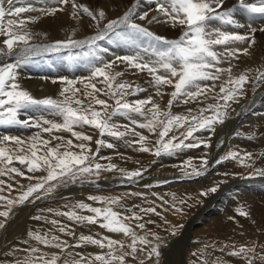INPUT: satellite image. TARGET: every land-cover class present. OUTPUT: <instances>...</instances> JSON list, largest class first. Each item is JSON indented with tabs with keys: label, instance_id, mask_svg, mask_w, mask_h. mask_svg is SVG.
I'll use <instances>...</instances> for the list:
<instances>
[{
	"label": "snow or ice",
	"instance_id": "1",
	"mask_svg": "<svg viewBox=\"0 0 264 264\" xmlns=\"http://www.w3.org/2000/svg\"><path fill=\"white\" fill-rule=\"evenodd\" d=\"M47 2L62 7L36 8L32 0H0V36L6 37L2 42L5 47H0V57L3 58V62H0V126L36 127L43 133L49 134L64 131L70 133L79 143H74L73 139H65L63 136L53 135L50 139H44L40 133L28 141L18 136L0 137V176L10 173L25 176V173L18 168L10 167L14 161L24 165L29 173L46 172L43 176H27V179L37 182L30 184L18 198L9 199L7 196L0 195V201L6 202V210L0 211V217H4L5 220L9 218L13 206L41 199V191L47 195L60 183L83 182L84 178L89 176L99 178L101 171L117 170L115 164L103 165L95 162L99 157L100 148L114 147V144L106 142L103 138L105 136L116 139H123L126 136L138 137L126 143L129 146L138 144L137 150L140 152H152V148L148 146L150 143L148 136L136 131L137 127L147 129L149 133L157 134L158 138L154 145L156 156L174 155L177 151L198 148L201 145L210 147L206 140L194 134L200 131L214 132V125L224 123V117L230 107L229 102L235 101L239 95L244 94L245 85L250 82L249 75L242 73L233 76L230 58L239 59L240 54L247 55L249 48L256 43L255 32L257 30L264 32V27L257 29L252 26L257 19L264 21V0H237L236 5L226 10L224 0H152L158 15L152 16L151 19L148 18V12L138 13L140 0H134L128 10L115 19H109L104 9L93 10L78 3L77 0H47ZM68 5H71L73 18H80L82 13L95 22V33L83 39H74L70 36L66 40H58L44 46L31 44L33 34L28 30L27 24L35 22L38 17H23L22 14L39 11L45 16L55 15L58 11H64V6ZM237 12H243L247 16L249 31L240 34L222 30L223 25L235 28L246 27L244 23L234 18ZM137 20L147 21L148 24H169L173 28L179 27L181 34L176 39H168L137 23ZM215 23H219L221 27L214 26ZM102 41L117 47L123 46L128 49L129 54L117 55L113 60H105L103 54L109 52V49L101 46ZM244 43L248 47L242 49L230 47ZM64 49L82 50L76 56L69 55L67 59L73 62L80 60L87 62L91 74L86 82H79L83 84V90L76 86L77 81L66 80L65 86L59 93L62 99L52 97L37 99L20 88L16 82V70L22 63H26L31 56L41 55L43 52L58 53ZM10 58L13 62H7ZM225 61L229 63V67H219ZM119 64L125 65L127 69L135 70V73L146 72L150 77L148 83L156 90V95L164 94L163 86H171L174 90L170 93L167 109L162 110L159 104L154 103L152 96L129 100L128 97L146 92L147 88L119 79L125 75L123 71H113V67H118ZM257 72L258 75L255 78L257 83L264 84V71L257 70ZM222 75H226L227 78L219 84L217 92L216 81H220ZM208 81L212 83H205ZM98 83L102 86L98 87ZM209 94H213L210 98L216 103L200 108L198 114H192V109L188 110V115L171 112L176 102L203 103L204 101L200 98L207 99ZM100 95L113 100L114 104H110L108 99L99 98ZM221 101L223 103H220ZM40 109L53 113L60 118V121L43 117L20 118L22 113ZM114 117L126 118L129 123L121 125L114 120ZM84 126L99 132L101 138L95 141L97 145L95 151L90 147L92 136L75 130L77 127ZM181 129L183 131H180ZM172 132L178 134L169 136ZM166 137H168L167 140ZM53 140L58 143L53 145ZM188 140L195 142L185 143ZM10 144L15 147H10ZM239 156L238 152L231 151L221 157L217 163L237 159ZM251 159L252 154L245 153L241 163ZM203 164L206 166L207 160H204ZM188 165L191 166V161ZM119 171L124 173L128 180L142 176V171L139 169L129 172L124 169ZM193 173L202 174L195 168ZM252 175L264 177V169H257ZM4 184L5 181L0 180V185ZM7 187L11 188L12 185L9 184ZM217 187L210 188L208 192H216ZM3 191L4 188L0 187V193ZM208 192L202 195H207ZM30 198H32L31 201ZM89 199L99 201L106 206L92 207L80 202L73 205L69 211L57 212L56 215L66 216L78 224H100L109 232L122 233L125 237L131 238V243L127 245L131 251H124V241L107 236L96 239L81 235L79 243L71 246L67 241H61L59 236H52L49 239L48 235L29 232V236L39 244L61 249L62 252H67L69 247H82L84 244L96 245L101 249L107 248L109 251L106 254L92 255L90 258L77 253L79 259L68 252V257L71 258L63 260L57 254H52L50 258H46V254H41L35 258L30 256L24 261H17V264H125L126 257L131 256L135 259L138 252L145 251L148 260L155 257L154 264H159L162 238L156 233H150L156 241L153 243L148 239V232L143 236L137 235L132 224L126 222L142 221L143 216L136 212L125 216L115 211L112 205L120 204L119 197L105 199L92 196ZM77 209L85 210L93 215H81ZM140 211L147 214L155 213L156 209L150 207ZM176 211H182V209H176ZM240 215L248 216V213L240 211ZM33 218L42 219L40 216ZM50 223L60 224L57 220H52ZM148 223L154 222L145 221L138 223L136 227L143 230ZM4 227L5 224L0 222V229ZM178 227L182 226H173L171 235H176ZM58 231L75 235L74 231H68L66 225H60ZM138 243L150 247L147 250L138 249ZM208 247L214 246L205 245V248ZM261 248L264 249V246ZM233 249L228 254L241 258L245 264H264V251L258 252L255 246L245 245L238 249L233 246ZM220 251H223V248ZM31 252L39 253L40 249L33 247ZM117 252L120 254L117 255ZM139 264H144V260L141 259ZM215 264H223V262L217 258Z\"/></svg>",
	"mask_w": 264,
	"mask_h": 264
},
{
	"label": "bare ground",
	"instance_id": "2",
	"mask_svg": "<svg viewBox=\"0 0 264 264\" xmlns=\"http://www.w3.org/2000/svg\"><path fill=\"white\" fill-rule=\"evenodd\" d=\"M77 2L80 4H83L85 6H88L90 9H93V10L102 8L106 11L109 19H115V18L121 16L125 11H127L128 8L133 4L134 0H77ZM33 4L36 8H41V6L42 7H57L58 6V5H54V4L47 2V0H34ZM236 4H237V0H224V9L226 10V9L232 8ZM154 9H155V5H154V3H152V0H140V4L138 5V13L148 12V18L151 19L152 16L158 15V13ZM59 12L60 11L56 12L55 15H49V16H45L39 11H33V12H28V13L22 14L23 17H38V19L35 22H29L27 24L28 30L33 34V39L30 41L31 44L38 45V46H44V45H49L51 43H54L55 41H58V40H66L70 36L74 39H83V38L95 33V31H96L94 28L95 22L91 21L90 18H88L86 15H84L82 13L80 15V18H73L71 5L66 6L65 13H59ZM234 18H236L239 22L244 23L246 25V27L235 28L234 26L223 25L222 30L240 33V34L247 33L249 31V29L247 28V24L249 23L247 16L243 12H237V13H235ZM104 23H106V21ZM137 23H141L144 26L148 27L155 34L165 36V37L167 36L169 39L174 37V36L178 37L181 34V28H179V27L173 28L169 24H158V23L148 24L147 21H139V20H137ZM102 26H103V24H102ZM214 26L221 27V25L219 23H215ZM252 26L257 28V29L264 27V21L257 19L256 22L252 24ZM69 27L72 28L70 33H69ZM45 32H48L49 36H46ZM47 37L51 38V41ZM5 38H6L5 36H0V47H5L2 43ZM254 38H255L256 43H255V45H253L252 47L249 48V53L247 55L240 54L239 59L230 58L231 59V67H232V75L238 76L242 73H247L249 75L250 82L245 85L243 95H239L235 101L229 102L230 107L227 109V114L224 117V119H226L225 121L227 122V124L225 125V127H223V124L220 125L217 123L216 125H214V128H215L214 132H212V131H200V132L195 133L196 137H199L200 139L206 140L212 146L214 141H215L214 138L217 137L218 134H220L219 132H221V134H220L221 136L226 135L224 133L228 132L227 137H225L227 140H226L225 144L220 146L221 148H219L220 150L218 151L217 155H214L215 153L214 154L211 153V151L213 150L211 146L210 147H204L203 145H201L198 148H190V149H183L181 151H177L174 155H161V156H159L160 158L166 159V160H163L165 163H171L172 162L170 164V166L172 164L173 165L170 167V166H168V164L160 162L159 159L157 158L158 156L154 155V152H155V146L154 145H155V141L157 140L158 137H157V134L149 133L147 131V129H140L137 127L136 131L142 133L143 135L148 136L149 141H150L148 146L152 148V152H140L137 150L139 148L138 144H132L131 146H129V144L126 143V141L138 139V137L126 136L123 139H116L113 137L105 136L103 138L106 140V142L114 144V147L113 148H107V147L100 148L99 157H97L95 162H99L103 165H107L109 163L115 164L117 166V170L101 171L99 178H97L95 176H89L87 179L84 178L83 182H90L91 183L92 181H94L96 184L95 187L102 188V187L108 186L112 189V191L110 189L111 192L108 191V192H110V193H108L106 190V192L108 194H106V192L104 193L102 191H100L98 193H93V191L88 190V189L79 191V189L81 188V184H82L81 183L78 186H75V189H77L78 191L74 192V190H73V192H74V193L72 192L73 197H70V194H71L70 189L73 187V185H72V186H69V191H68L69 192V199H67V200L63 199L62 197H60L61 195L60 196L58 195L60 192H57L54 196L47 197V199L44 201L42 200L41 202H45V201H48L51 199H55V197H57L59 199V200H57L56 203L50 202V204L46 205V207L41 206L43 211L46 213V211L48 212V207L50 209L52 207H54L53 210L50 212L53 214H56L57 212H60V209H61V207H59L60 204H64L67 207V210L69 211L73 205L80 203V202L89 204L92 207L103 208L106 206L105 204H102L99 201L90 200L89 197L95 196V197H103L105 199L119 197V198H123L124 200H125V197H127L128 202L127 201H120L119 205H112V207L115 211L121 212L123 215L128 216V215H131L132 212L138 213V210H141L142 209L141 207L143 206V204H145L147 202V201H145V199L149 195L151 197L157 198V200L158 199H161V200L165 199V200L169 201V203L172 204V206H173V210H176V209L188 210L191 205L193 207V210L194 209L197 210L198 216L195 215V217H193L189 221L188 226H186L185 234L189 233L188 232V231H190L189 229L190 228L192 229V225H194V223L196 222L197 219H199V221H201V219H202V223H205V225L208 226L209 228H207V229L203 228L204 225H202L201 227H198L195 229L196 230L195 234H196V236L198 235V237L196 239L200 238L198 240V242L196 243V246L198 248L200 247L201 250H205V252L208 249V248H205V245H211V246L214 245V247H215L216 243H218L217 237H218V235L220 236V232H222V230L224 232L226 229H229V228L231 229V231L233 229H235L237 231V234H240V235H242V237H245L246 240L243 239V241H241L242 238H239L240 236L238 237L239 239H241L240 240V244H241L240 247L245 246V245L255 246L256 248H258V250H257L258 252L264 251V249L261 248V246H264V219H262L263 217L262 218L260 217V215L264 214V206H263V204H264V177L252 175V173H254L257 169H264V84H258L256 79H255L256 76L258 75L257 70L264 71V32L257 30L254 34ZM100 43H101L102 47H106L109 49V52L103 54L105 57V60H113V59H115V56H117V55L122 56V55L129 54L128 49L123 47V46L117 47L116 45L108 44L106 41H102ZM230 47H237V48L242 49V48L248 47V45L246 43L234 44V45H231ZM218 50H222V49L218 48ZM81 51H82L81 49H64L58 53L43 52L41 55L31 56L29 58L30 60H28L30 63H27V62L22 63L17 68V70H16L17 71L16 82L19 84L21 89L28 91L33 97H35L37 99H43V98H47V97H52L55 99H62L59 96V93H60V90L62 89V87L65 86L64 82L66 80L77 81L78 83L76 86L80 87L83 90V84L79 83V82L80 81L86 82L87 78L91 74V70L87 66V62L85 60L73 62V61H69L67 59V57L69 55L76 56ZM10 60H13V59L10 58ZM31 63H33V65ZM219 67L228 68L229 63L227 61L222 62L219 65ZM113 71H123L125 73V75L119 79L127 80V81L132 82L136 85L147 88L146 92H141L137 96L128 97L129 100L143 99V98H146L147 96H152L154 103L159 104L162 110L167 109L168 101L170 99V93L174 90L171 86H163L162 92L164 94L162 96L156 95V93H155L156 91L154 92V90H152L150 88V84L148 83V81L150 80V77H148L146 72L145 73H135V70L127 69L125 67V65H123V64H119L118 67L114 66ZM226 78H227L226 75H222L221 80L216 81V85H217L216 91L217 92L219 90V84L223 80H225ZM205 83L211 84L212 82L208 81ZM97 86L101 87L102 85H100L98 83ZM211 95H213V94H209V98H207V99H205L204 97L200 98L201 100L204 101L203 102L204 105H201L202 108L205 107L207 104H210V101H214V102H212V104L216 103V101L214 99L210 98ZM99 98L108 99V102L110 104L111 103L114 104L113 100L109 99L108 97H106L104 95H100ZM203 103H201V104H203ZM220 103H222V101ZM177 104H179V103H177ZM199 105H200L199 102H191L188 104L183 103V104H181L182 109H177V108H175L176 104L174 103L172 108H171V112L173 114L188 115L189 114L188 110L192 109V114H197L199 107H200ZM206 115H211V113H206ZM30 117L34 118V119H39L40 117H43L44 119H48V120H54L57 122L60 121L59 117L55 116L53 113H50L49 111L44 110V109H40L38 111L37 110H29L25 113H22L20 118L21 119H28ZM119 119L122 122L121 125L129 123V121L126 118L119 117ZM138 119L142 120L143 118H138ZM115 121H116V119H115ZM116 122L118 123V121H116ZM219 126H221L223 129L221 130V127H219ZM75 130L80 131V132H84V133L92 136L93 139L90 142V147L93 149V151H95L97 148L95 141L97 139L101 138V137H98L99 136L98 130H95V129H93L91 127H87V126L77 127ZM180 131H183V129H181ZM37 133H40V135L44 139H50L51 136H53V135L54 136H63L65 139H73L74 143H79V141H76L75 138L72 137L70 133L64 132V131L54 132L53 134H49V133H43L41 131V129L36 128V127H22L20 125H9V126H4V127L0 126V137L6 136V135L7 136H18L21 139L28 141L31 137H33ZM237 133H239V135H237ZM174 134H178V133L172 132V133H169V136H172ZM249 136H251L252 138L249 139L248 138ZM165 139L167 140L168 137H166ZM191 141H193V140L185 141V143H191ZM52 143H53V145H55L56 143H58V141L53 140ZM9 146L15 147V145H11V144ZM216 149H215V151H216ZM76 150L78 151V149H76ZM231 151L238 152L240 154V156L237 159H228V160H223L221 163H217V161H219L218 159H220L219 153H221L224 156L228 152H231ZM245 153H251L252 159L251 160H245L244 163H241V158L244 157ZM193 157H195V158H197V160H199V165H200V163L202 164L204 160H207L206 166L201 167V170H198V167L196 169L197 171L202 173L200 175H196L193 172H191V173L189 172L188 162L191 161V165H192L193 164V159H192ZM156 162H160L163 164V166H161L160 168L157 167L159 170L155 169L156 167L154 168V164ZM174 164H176V165H174ZM195 165H197V164H195ZM199 165H197V166H199ZM248 165H251V166L249 167ZM10 167H16L20 171H23L25 173L24 177H21V176L19 178L17 177L18 183L21 186L23 185V187L28 182H29L28 184L36 183L35 180L27 179L26 178L27 176H33V175L34 176H41L42 174H44L43 171L36 172V173H29L27 171V168L24 165L19 164L18 162H16V163L14 162L13 165ZM119 169H124L126 172L139 169L142 171L143 177L142 178L136 177V178H133L132 180H128L127 177L124 175V173L119 171ZM156 171H158V172H156ZM147 173H152L153 176H151L149 178ZM155 176H158L157 180H155ZM159 176H161V177H159ZM152 177H154L155 181L152 179ZM146 178H149V179L145 181L144 179H146ZM14 179H16V178H14ZM7 180H9V179H7ZM172 181L174 182L173 184H167L169 182L171 183ZM94 182H92V183H94ZM102 183L105 186H102ZM153 184L154 185L157 184V186L155 185L153 188H151V186ZM145 185H146V187H144V188L141 187L142 190L139 189V186H145ZM216 186H218L216 192H214V193L208 192V190L210 188L216 187ZM20 188H22V187H20ZM82 191L87 193V195H85V194L79 195L78 192H82ZM137 191H143L142 193L144 195H146V197L145 196L143 197L142 194H141V196L137 195ZM64 192H65V189H64ZM204 192H208V194L202 195V193H204ZM4 196H6V195H4ZM120 196H125V197H120ZM182 201L184 204H181ZM186 201H188V202H186ZM185 202L189 203V205L190 204L191 205L188 207L187 205H185ZM31 204H33V203L27 202V204L24 205L25 207H23V208L25 210L31 209V211H32L31 207L32 206L34 207L36 205V203L34 205H31ZM229 204L230 205L233 204L234 206H237L241 211L248 212L249 217H253L254 220L256 218H260L262 220L257 222V225H255L250 221L249 217L247 219L245 217V218L241 219L242 221H244L243 223L240 222L241 220H239V222L237 220V222L239 224L237 223V226H235L234 224H236V223H234V222L236 220H232L233 219L232 216L234 215L236 217L235 213L237 212V210L234 213L233 207L229 206ZM128 205H131L130 207H132V208H129ZM160 206H162V205H160ZM165 207H166V205H165ZM17 209H22V208L20 207ZM34 209H36V208H34ZM129 209L131 211H128ZM169 209H171V208H168V210ZM210 210H212V211H210ZM12 211H14V210H12ZM19 211H22V210H19ZM82 211L83 210L77 209L78 213H80ZM34 212H35V210H34ZM176 212H178V211H176ZM207 212H208V214H206ZM89 213L90 212H87L84 210L83 215H88ZM239 213H240V211H239ZM147 215H149V214H147ZM19 216L20 215H18L17 217H19ZM24 217H25V215H24ZM228 218H230V220ZM19 219H21V218H19ZM12 220H13V218H12ZM14 220H15V218H14ZM38 221H35V220L29 221L28 224L31 222L29 225H25L26 223L24 224V221L17 222L16 224H13V222H12L11 224H13L14 226L10 227L9 234H13L15 239H16L17 235L21 234V236H22V234H23L22 237H20V238L18 237V241H17V239L15 241H17V243L21 244V246H24V248H26V246H28V248H29V244L31 245V247H30L31 249L33 247H37L40 249L39 253H42V252L47 251L49 247L48 246L46 247L45 245H41V244H39V242L32 239V237L29 236V232L39 233L41 235L42 234L45 235L47 233L50 235L52 233L55 234L58 231L56 229H53L54 227L44 226L40 221L39 222ZM145 221H147V220L144 218L142 221H126V222L131 223L132 225H137L138 223H143ZM232 221H234L233 224H232ZM48 222H49V220H48ZM64 225H65V222H64ZM91 227H92V230H94L97 234H99L98 235L99 237H102V239L105 236H107V237H110V238L115 239V240H122L127 245L131 243V238L125 237L122 233H112V232H109L108 230H106V229H104L98 225L97 226H91ZM171 228H172V226H171ZM253 228L256 231H254ZM155 229L157 230L159 228H157L156 226L151 228V225H149V223H148L146 225V228L144 229V231L148 232L149 235L151 233V231H149V230H152L153 231L152 233L158 234L159 231L157 233V231H154ZM241 230H243V232ZM44 231H45V233H44ZM231 231H229V232H231ZM178 232H180V231H178ZM192 232L194 233V231H192ZM161 233L162 232H160V234ZM164 233L165 232H163V235H164ZM256 233H259V235ZM60 234L61 233H59V237H60ZM181 234H183V233H181ZM224 234H226V233L224 232ZM232 234H236V233H232ZM63 235H64V233H63ZM81 235H84L82 232V229L75 235V238L79 241V237ZM149 235H148V237H149ZM9 236H11V235H9ZM70 236H74V235H70ZM172 236H175V235H172ZM191 237H192V235H191ZM67 238L68 237L65 236L64 238L62 237L60 239H61V241H67ZM70 238H72V237H70ZM161 238L163 240V243L161 245L160 252L161 251L164 252L167 249V248H164V246L167 245V243L169 242L171 237H168V239H166V240H164L163 236ZM185 238H187V237H185ZM220 238H223V237H220ZM224 238H225V236H224ZM49 239H51V236L49 237ZM211 239H213V240H211ZM239 239H237V241ZM4 240H8V239H4ZM77 240H75V241L77 242ZM178 240L180 242V240H182V237H181V239H178ZM210 240H211V242H210ZM15 241H13V242L15 243ZM234 241H235V243L237 242L236 239ZM194 242H192V243H194ZM232 242H233V240L231 241V243ZM67 243H68V245L71 244V242L69 243L68 241H67ZM153 243H156V241H153ZM238 244H239V242H238ZM85 245H87V247H88L91 244H85ZM194 245H195V243H194ZM92 246H96V245H92ZM139 246H141V248H144L145 250H146V247H148L147 245H140V244H139ZM96 247H98V246H96ZM24 248L21 249V247H19L17 251H14L13 253L15 256L9 258L10 260L8 261V263L9 264H17V261H24L22 258L23 255H25V251H26V250H24ZM90 248H92V247H90ZM126 248L128 249L127 246H126ZM220 248H222V247H220ZM96 249L100 250L101 248H96ZM105 249H104V252H105ZM138 249H140V248H138ZM216 249H217V246H216ZM72 250L74 251V249H72ZM72 250H71V252H72ZM92 250L95 251L94 248H92ZM106 251L108 252L109 250L107 249ZM129 251H131L130 248H129ZM95 252L97 253V251H95ZM101 252H103V251L101 250ZM192 252H193V250H192ZM208 252H209V249H208ZM227 252L228 251L224 250V256L225 257L223 256V258H224L222 260L223 264H228V263L231 264V262H232L231 260L227 259V258H229L226 256L228 254ZM3 253L5 254V250ZM8 253H10V252L8 251ZM27 253H29V252H27ZM75 253H77V251ZM88 253L89 252H87L86 255H88ZM206 253H204V254H206ZM51 254H55V253H51ZM209 254H210V252H209ZM199 255L201 257L204 256L203 252H202V254L199 253ZM6 256L8 257V255H6ZM26 256H28V255H26ZM26 256L24 259H26ZM176 256H177V254H176ZM209 256L212 259L213 258L216 259L215 254L209 255ZM20 257L22 259H18ZM65 257L71 258V257H68V255ZM230 257H231V255H230ZM34 258H35V256H34ZM131 259L133 260L132 257H131ZM141 259L144 260V264H154V261L156 260L155 257H153L152 260H148L146 257V251L137 253V258H135V260H137L139 262ZM135 260H133V261H135ZM161 261L162 260L159 258V264L161 263ZM214 261H216V260H214ZM232 264H233V262H232Z\"/></svg>",
	"mask_w": 264,
	"mask_h": 264
},
{
	"label": "rangeland",
	"instance_id": "3",
	"mask_svg": "<svg viewBox=\"0 0 264 264\" xmlns=\"http://www.w3.org/2000/svg\"><path fill=\"white\" fill-rule=\"evenodd\" d=\"M32 3H34V0H32ZM42 7V6H41ZM57 7H62V6H60V5H58ZM65 9H66V6H64V11H62V12H59V13H65ZM102 26V25H101ZM94 28H95V26H94ZM71 30H72V28L71 27H69V33L71 32ZM96 30V29H95ZM48 34V35H47ZM45 35L46 36H49V33L48 32H45ZM167 37V36H166ZM179 37V36H178ZM177 36H174V37H172V38H170V39H176V38H178ZM50 41H51V38H49V37H47ZM168 38V37H167ZM169 39V38H168ZM28 60H30V59H28ZM0 62H3V58L2 57H0ZM7 62H13V60H7ZM27 63H30L29 61H27ZM32 65H33V63H31ZM150 88L152 89V90H154V92L156 91L155 89H153V87H151L150 86ZM156 93V92H155ZM212 102H214V101H210V104H212ZM177 103H179V104H177ZM222 103H223V101H222ZM112 104V103H111ZM176 104V106H175V108H177V109H182V107H181V104H183L182 102H176L175 103ZM179 105V106H178ZM201 105H204V103L203 104H201L200 103V107H199V109L200 108H202L201 107ZM206 105V104H205ZM197 114H198V112H197ZM116 119V121H118V123L119 124H122V122H121V120L119 119V117H114V120ZM226 119H224V122L225 123H223V127H225V125L227 124V122L225 121ZM219 124V123H218ZM220 125H222V124H220ZM2 127H4V126H2ZM219 127H221V126H219ZM223 128L221 127V130H222ZM220 134H221V132H219ZM228 133V132H227ZM227 133H224V134H226V135H223V136H221L220 134H218V136L217 137H215L214 138V143H213V145L211 146L212 147V151H211V153H215L214 155H217V153H218V151L220 150L219 148H221L220 146H222L223 144H225V142H226V138L225 137H227ZM99 134V133H98ZM195 135V134H194ZM220 135V136H219ZM98 137H100V136H98ZM191 142H195V141H191ZM217 143V144H216ZM218 150H217V149ZM215 149H216V151H215ZM223 153V152H222ZM196 157V156H195ZM195 157H193L192 159H193V164L191 165V166H189V172L191 173V172H193V168H195V169H197V167H198V170H201V167H204L205 165L203 164H201L200 163V165H199V160H197V158H195ZM221 157H223V155L221 154V153H219V158L220 159H218V160H221ZM158 159H159V161L160 162H162V163H165L163 160H166V159H163V158H160L159 156L157 157ZM195 158V159H194ZM161 159V160H160ZM191 159V160H192ZM199 159V158H198ZM196 161V162H195ZM15 163L17 162V161H14ZM13 162V163H14ZM160 162H156L155 164H154V168L155 169H157V170H159L158 168H160L161 166H163V164L162 163H160ZM172 163V162H171ZM171 163H165V164H168V166H170V164ZM221 163V162H220ZM160 164V165H159ZM178 164V163H177ZM195 164H197V165H199V166H197V165H195ZM173 165V164H172ZM171 165V166H172ZM174 165H176V164H174ZM194 165V166H193ZM12 166V165H11ZM170 166V167H171ZM158 167V168H157ZM156 172H158V171H156ZM46 174V172H44V174H42L41 176H43V175H45ZM148 174V177L150 178L151 176H153V174L152 173H147ZM150 174V175H149ZM7 176V177H6ZM10 176V177H9ZM17 177L19 178L20 176H17L15 173H10L9 175H5V176H0V180H3V181H5V184L4 185H0V187H3L4 188V191H3V193H0V195H3L4 193V195H6L9 199H13V198H18L19 197V194H21L24 190H26V188L30 185V184H32V183H30V184H28V183H26L25 185H24V187H22V188H20L21 187V185L18 183V180H17ZM143 176H141V178H142ZM159 177H161V176H159ZM14 178H16V179H14ZM88 177H86L85 179H87ZM91 178V177H90ZM93 178V177H92ZM140 178V177H139ZM149 178H146V179H144L145 181L146 180H148ZM7 179H9V180H7ZM152 179L154 180V177H152ZM158 179V176H155V180H157ZM137 180V179H136ZM154 180V181H155ZM90 181V180H89ZM97 181V180H96ZM144 181V182H145ZM15 182V183H14ZM37 182V181H36ZM53 183H55V182H53ZM76 183V184H75ZM75 183H72V182H69V183H67V184H64V183H60L56 188H55V192L53 191V193L51 192L50 194H47V195H44L43 194V191H41V193H40V195H41V199H39L38 201L37 200H35L34 202H32L33 204H31V205H34L35 203H36V205L33 207H31L32 208V211H31V209L30 210H25L23 207H25L24 205H26L27 204V202L25 203V204H23V205H15V206H13L14 208H12V210H14V211H12L11 213H10V216H9V218H7L6 220H5V218L4 217H0L1 219H0V222H3L4 224H5V227H4V229L2 228V229H0V264H9L8 263V261L10 260L9 258H11V257H14L15 255H14V251H17L18 250V248L19 247H21V249H23L24 248V246H21V244H19V243H17V241H18V237L20 238V237H22L23 236V234H22V236H21V234H19V235H17L16 236V239H17V241H15L16 239L14 238V235L13 234H9V231H10V227L11 226H14L13 224H16L17 222H20V221H24V224L25 225H29L28 224V222L29 221H32V220H35V221H38V220H36V219H34L33 217H36V216H40L42 219H40L39 221L44 225V226H49V227H54L53 229H56L57 231H58V227L62 224V225H64V222H65V225L67 226V229H68V231H73L74 230V232H75V235L82 229V232H83V234L84 235H87V236H92V237H94V238H96V239H102V237H99L98 235L99 234H97L94 230H92V227L91 226H100V224H92V225H87V223H83V224H78V223H76L75 221H71V220H69L66 216H58V215H56V214H53V213H51L50 211H52L53 210V208L54 207H52L51 209L48 207V212L46 211V213L43 211V209L41 208V206H45L46 207V205H48V204H50V202L51 203H56L57 202V200H59L57 197H55V199H51V200H48V201H45V202H41L42 200L44 201V200H46L47 199V197H50V196H54L57 192H60L58 195L60 196V197H62L63 199H69V186H72L73 185V187L70 189V197H73L72 195V192H73V190H74V192H76V191H78L77 189H75V186H78L79 184H81V188L79 189V191H81V190H91V191H93V193H98V192H100V191H102V192H106V190H107V192L108 191H110V187H102V188H100V187H95L96 186V184H95V182L94 183H90V182H80V181H77V182H75ZM78 183V184H77ZM87 183V184H86ZM174 182L172 181L171 183L169 182V183H167V184H173ZM12 185V187L11 188H8L7 187V185ZM18 184V185H17ZM63 184V185H62ZM95 184V185H94ZM166 184V185H167ZM66 185V186H65ZM92 185V186H91ZM156 186H157V184H155ZM154 184L151 186V188H153L154 186H155ZM23 186V185H22ZM102 186H105L103 183H102ZM47 187V186H46ZM130 187V186H129ZM144 188V187H146V185L145 186H139V189L140 190H142V188ZM83 188V189H82ZM85 188V189H84ZM64 189H65V192H64ZM148 189V188H147ZM23 190V191H22ZM67 191V192H66ZM111 191H112V189H111ZM110 191V192H111ZM73 192V193H74ZM106 192V194H108V193H110V192H108L107 193ZM143 191H137V195H140L141 196V194H142V196L144 197H146V195H144L143 193H142ZM19 193V194H18ZM79 193V195H83V194H85V195H87V193H85V192H78ZM11 194V195H10ZM16 196H15V195ZM66 194V195H65ZM78 195V194H77ZM44 196V197H43ZM46 196V197H45ZM65 197V198H64ZM120 197H125V196H120ZM32 198H30V200H31ZM123 198H120V201H127L128 202V199H127V197H125V200L123 199ZM131 200V199H130ZM37 201V202H36ZM41 203H40V202ZM145 201H147L145 204H143V206L141 207L142 209H146V208H155L156 209V212L155 213H147V214H149V215H147V214H145V213H143V212H141L140 210H138V214H140L141 216H143L147 221H153L154 223H149V225H151V228H153V227H157V228H159V229H155L154 231H157V233H158V231H159V233H158V235L160 234V232H162L159 236L160 237H164V240H166V239H168V237H171V239L169 240V242L167 243V245H165L164 246V248H167L166 249V251H164V252H162L161 251V257H160V259L162 260L161 261V263L160 264H205V262H206V264H215V262L217 261V258H219L220 257V260L222 261L224 258H223V256H224V250H226V251H228L227 253H229L231 250H234L233 249V246H235V249H238L239 247H240V240L241 239H239V238H242V240L241 241H243V239L244 240H246L245 239V237H242V235H240V234H237V231L235 230V229H233L232 231H231V229L229 228V229H226L224 232L226 233V234H224V232H223V230H222V232H220V236L218 235V237H217V242L218 243H216V245H215V247H208V249H209V252H210V254H209V252H208V249L206 250V252H205V250H201V248L199 247H197L196 246V243L198 242V240L200 239V238H198V239H196L197 237H198V235L196 236V234H195V232H196V228H198V227H201L202 225H204L203 226V228H209L208 226H206L205 225V223H202V219H201V221H199V219H197L196 220V222L194 223V225H192V229L190 228L189 230L190 231H188L189 233L186 235L185 234V232H186V226H188V224H189V221L193 218V217H195V215H197L198 216V213H197V210H193V207H192V205L190 206L189 205V203H186V202H188V201H186L185 202V205H187L188 207H189V209L188 210H182V211H178V212H176V210H173V206H172V204H170L169 203V201H167V200H165V199H158L157 200V198H154V197H151V196H147V198L145 199ZM165 202V203H164ZM43 204V205H42ZM45 204V205H44ZM147 204V205H146ZM156 204V205H155ZM181 204H184L183 203V201L181 202ZM5 205H6V202L5 201H0V211H2V210H6V208H5ZM64 204H60V206L59 207H61V209H60V212H67L68 210H67V207L64 205ZM133 205V204H132ZM136 205V204H135ZM160 205H162V206H160ZM165 205H166V207H165ZM129 206V208H132V207H130L131 205H128ZM134 206V205H133ZM226 206V205H225ZM229 206H231V207H233V211H234V213H235V211L237 210V212L235 213L236 214V217L233 215H231L232 217H233V219L232 220H236L235 222L234 221H232V224H233V222L234 223H236V224H234L235 226H237V223L239 222V220H241V219H243V218H245L246 217V219L249 217V215L248 216H241L240 215V213H239V211H241L237 206H234L233 204H229ZM263 206H264V204H263ZM22 208V209H17V208ZM34 208H36V209H34ZM168 208H171V209H169L168 210ZM35 210V212H34V210ZM38 209V210H37ZM235 209V210H234ZM18 210V211H17ZM19 210H22V211H19ZM226 210V209H225ZM29 211V212H28ZM43 211V212H42ZM193 211V212H192ZM210 211H212V210H210ZM232 211V212H233ZM38 212V213H37ZM165 212V213H164ZM246 212V211H245ZM16 213V214H15ZM83 213H84V210L82 211V212H80L79 214H81V215H83ZM157 213H159V215H157ZM174 213V214H173ZM190 213V214H189ZM194 213V214H193ZM248 213V212H247ZM37 214V215H36ZM44 214V215H43ZM206 214H208V212L206 213ZM18 215H20L19 217H17ZM24 215H25V217H24ZM88 215H92L91 213H89ZM180 215V216H179ZM189 215V216H188ZM31 216V217H30ZM45 216V217H44ZM158 216V217H157ZM182 216V217H181ZM230 216V215H229ZM17 217V218H16ZM24 217V218H23ZM58 217V218H57ZM60 217V218H59ZM260 217L262 218V219H264V214H262V215H260ZM12 218H13V220H12ZM14 218H15V220H14ZM19 218H21V219H19ZM176 218V219H175ZM231 218V217H230ZM230 218H228L229 220H230ZM237 218V219H236ZM24 219V220H23ZM28 219V220H27ZM161 219V220H160ZM173 219V220H172ZM178 219V220H177ZM249 219H250V221L253 223V224H255V225H257V222H259V221H261L262 219H260V218H256L255 220L253 219V217H249ZM252 219V220H251ZM9 222H8V221ZM20 220V221H19ZM48 220H49V222H48ZM52 220H57V221H59L60 222V224L59 225H51V223H50V221H52ZM237 220H238V222H237ZM7 221V222H6ZM11 221V222H10ZM15 221V222H14ZM38 221V222H39ZM176 221V222H175ZM178 221V222H177ZM199 221V222H198ZM13 222V224H11ZM180 222V223H179ZM209 222V221H208ZM211 222V221H210ZM240 222H244V221H240ZM256 222V223H255ZM47 223V224H46ZM202 223V224H201ZM33 224V223H32ZM31 224V225H32ZM179 224V225H178ZM239 224V223H238ZM77 225V226H76ZM185 225V226H184ZM8 226V227H7ZM56 226V227H55ZM133 226V228H134V230L136 231V233H137V235H140V236H143V235H145V231H144V229L143 230H141V229H139L138 227H136V225H132ZM159 226V227H158ZM171 226H172V228H173V226H183L182 228L181 227H179L178 228V230H177V232H176V235L175 236H172L171 235ZM168 227V228H167ZM76 229V230H75ZM138 229V230H137ZM51 230V229H50ZM253 230L254 231H256L254 228H253ZM56 231V232H57ZM88 233H87V232ZM151 231V233L153 232L152 230H150ZM169 231V232H168ZM178 231H180V232H178ZM192 231H194V233L192 232ZM229 231H231V232H229ZM242 232H243V230H241ZM163 232H165L164 233V235H163ZM192 232V233H191ZM229 232V233H228ZM7 233V234H6ZM44 233H45V231H44ZM59 231L57 232V233H52V234H45V235H48L49 237L51 236H55L56 234V236H59ZM169 233V234H168ZM181 233H183V234H181ZM232 233H236V234H232ZM2 234V235H1ZM143 234V235H142ZM185 234V235H184ZM190 234V235H189ZM256 234H258L259 235V233H256ZM9 235H11V236H9ZM42 235H44V234H42ZM75 235L74 236H70V235H68L67 234V232L66 233H64V235H63V233H61L60 234V238H64L65 236L66 237H68L67 238V241L70 243L71 242V244H69V245H76L77 243H79V241L75 238ZM151 235V234H150ZM149 235V237H148V239L149 240H153V241H155V239H154V237L151 235L150 236ZM179 235V236H178ZM191 235H192V237H191ZM194 235V236H193ZM233 235V236H232ZM8 236V237H7ZM13 236V237H12ZM190 236V237H189ZM224 236H225V238H224ZM240 236V237H239ZM70 237H72V238H70ZM166 237V238H165ZM181 237H182V240H180V242H179V240L178 239H181ZM185 237H187V238H185ZM220 237H223V238H220ZM236 239V241H237V239H239L236 243H235V239ZM239 237V238H238ZM256 237V236H255ZM14 238V239H13ZM230 240H229V239ZM233 238V239H232ZM4 239H8V240H4ZM173 239V240H172ZM71 240V241H70ZM75 240H77V242L75 241ZM175 240V241H174ZM184 240V241H183ZM189 240V241H188ZM211 240H213V239H211ZM211 240H210V242H211ZM233 240V242L231 243V241ZM13 241H15V243L13 242ZM178 241V242H177ZM186 241V242H185ZM195 241V242H194ZM231 243H229V242ZM192 242H194L195 243V245H194V243H192ZM238 242H239V244H238ZM125 243V242H124ZM177 243V244H176ZM183 243V244H182ZM186 243V244H185ZM185 244V245H184ZM7 245V246H6ZM19 245V246H18ZM178 245V246H177ZM224 245V246H223ZM225 245H227V248L225 247ZM239 245V246H238ZM126 246H127V244H125V248H124V251L126 252H128L129 251V248L127 249L126 248ZM148 246V245H147ZM168 246V247H167ZM212 246H214V245H212ZM216 246H217V249H216ZM8 247V248H7ZM31 245L29 244V248H28V246H26V248H24V250H26L25 251V255H23V260H25L24 258H25V256L26 255H28V256H26V258H28V257H30L31 255V257H33L34 258V256H38V255H41V254H46V257L47 258H50L51 257V253H57V255H60L61 256V260H63L64 259V257L65 256H67L68 255V252H71V250L72 249H74V251L72 250V254L76 257V259H79V256L78 255H76L77 253H79V254H81V255H83V256H85L86 254H87V252H89L88 253V255H86V257H88L89 256V258L92 256V255H95V254H100V253H107V248L105 249V252H104V249H100V250H98V249H96V248H99V247H96V246H92V245H89L88 247H87V245H83L82 247H69L68 248V250H67V252H62L61 251V249H57V248H54V247H50V246H48L49 248H48V250L47 251H45V252H42V253H35V254H33L32 252H30L31 250ZM47 247V246H46ZM90 247H92V248H94L95 249V251H97V253L94 251V250H92V248H90ZM137 247L138 248H141V246H139V244L137 245ZM150 246H148V247H146V250L149 248ZM197 247V248H196ZM220 247H222L223 248V251H220ZM12 248V249H11ZM84 248V249H83ZM87 250H86V249ZM192 248V249H191ZM194 248V249H193ZM215 248V249H214ZM29 249V250H28ZM81 249V250H80ZM127 249V250H126ZM182 249V250H181ZM190 249V250H189ZM212 249V250H211ZM4 250H5V254L3 253L4 252ZM101 250L103 251V252H101ZM192 250H193V252H192ZM257 250H258V248H257ZM8 251L10 252V253H8ZM57 251V252H56ZM77 251V253H75ZM201 253L202 254V252H203V255L204 256H200L199 255V253ZM212 251V252H211ZM218 251V252H217ZM27 252H29V253H27ZM62 252V253H61ZM85 252V253H84ZM190 252V253H189ZM196 252V253H195ZM27 253V254H26ZM194 253H195V255H194ZM204 253H206V254H204ZM212 253V254H211ZM4 254V255H3ZM37 254V255H36ZM117 255H119L120 253L119 252H117L116 253ZM164 254V255H163ZM176 254H177V256H176ZM213 255V254H215L216 255V259L215 258H210V256L209 255ZM3 255V256H2ZM6 255H8V257L6 256ZM50 255V256H49ZM91 255V256H90ZM183 255V256H182ZM219 255V256H218ZM221 255V256H220ZM227 257H229V258H227V259H229V260H231L232 262H233V264H244L245 262L241 259V258H239V257H235V256H231L230 257V255H226ZM78 257V258H77ZM129 257V258H128ZM128 257H126L125 258V264H139V262L137 261V260H135V259H133V260H135V261H133L132 259H131V256H128ZM172 257V258H171ZM225 257V256H224ZM21 257L20 258H18V259H22ZM66 258V257H65ZM186 258V259H185ZM196 258V259H195ZM205 258V259H204ZM164 259V260H163ZM171 259V260H170ZM203 259V260H202ZM7 260V261H6ZM131 260V261H130ZM177 262H175V261ZM214 260H216V261H214ZM133 261V262H132ZM3 262V263H2ZM135 262V263H134ZM164 262V263H163ZM180 262V263H179ZM232 262H231V264H232ZM228 264H230V263H228Z\"/></svg>",
	"mask_w": 264,
	"mask_h": 264
}]
</instances>
